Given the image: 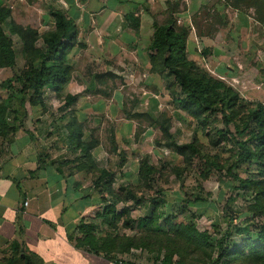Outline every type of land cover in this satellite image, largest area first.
Masks as SVG:
<instances>
[{
    "label": "rangeland",
    "instance_id": "obj_1",
    "mask_svg": "<svg viewBox=\"0 0 264 264\" xmlns=\"http://www.w3.org/2000/svg\"><path fill=\"white\" fill-rule=\"evenodd\" d=\"M163 3L165 15L160 16L157 24L169 20L176 27H188L185 23L177 24L176 19L189 17L188 61L231 88L245 106L264 107V0H188L186 3L165 0ZM66 5V1L0 0V7L10 11L9 18L0 22V26L15 55L13 67H0V105L7 108V126L16 128L15 134L0 135V151H5L15 136L28 133L38 155L42 145L47 144V157L59 161L72 173L82 169V154L69 146L68 140L79 134L82 145H95L91 155L96 169L113 175V187L123 186L137 198L142 197L140 205L126 203L135 230L131 228V233L139 234L138 222L156 205L160 226L170 216L175 225H193L198 232L207 233L214 244L226 233L232 236H226L225 242L239 248H243L247 239L256 241L255 222L248 214L249 197L238 198L232 207H226V200L237 183L221 169L204 168L197 160H185L174 147L195 139L203 154L218 156L222 165L233 145L229 135L221 140L217 132L226 133L228 129L233 134V126L225 128L220 115L211 114L207 126L199 128L176 103L182 94L174 76L167 71L127 60L123 64V54L112 59L101 56V59L91 53L88 37L74 27L76 42L66 57L70 71L62 90L54 93L47 88L34 97L28 91L19 92L22 83L18 77L28 64L11 23L37 33V54L32 57L37 65L45 49L43 37L54 25L49 12H68ZM142 163L154 168L150 188L139 180ZM96 169L90 171L92 182L98 177ZM234 172L246 178L254 175L255 166L249 169L241 166ZM122 233L124 236L129 231L123 229ZM181 244L180 248L187 252L175 257L181 264H211L216 258V251L207 248V244L202 243L194 252ZM161 255L164 257V253Z\"/></svg>",
    "mask_w": 264,
    "mask_h": 264
},
{
    "label": "trees",
    "instance_id": "obj_2",
    "mask_svg": "<svg viewBox=\"0 0 264 264\" xmlns=\"http://www.w3.org/2000/svg\"><path fill=\"white\" fill-rule=\"evenodd\" d=\"M9 15V10L0 7V22L9 18ZM49 15L54 25L53 29L43 37L45 49L40 53L37 65L32 58L37 54L35 50L37 33L11 23L13 33L21 42L24 60L28 64L18 77V81L22 83L19 92L24 94L28 91L31 97L42 94L47 88L54 93L60 92L68 80L70 71L66 57L76 42L73 22L59 10H50ZM179 26L181 27H176L170 22L163 26L154 25L152 41L148 47L150 66L155 65L160 72L167 71L174 76L182 94L181 98L176 99V103L198 123L199 128L203 129L207 126L208 116L219 114L224 127L233 126L234 133H228V129L225 130L226 133L217 132L221 140L226 138L225 135H229L228 138L233 145V151L222 165L219 164L218 156L203 154L195 139L185 145L174 144L176 153L187 161L197 160L204 168L221 169L225 176L237 183L226 200V207H232L238 198L249 197L251 204L248 207V214L252 215L255 222L256 241L247 239L243 248H239L234 243L225 242L224 238L231 234L226 233L214 244L207 233L198 232L193 225H175L170 216L166 217L163 220V226H160L161 217L157 213L158 208L153 205L148 216L138 222L139 234L133 237L123 236L126 239L123 248L126 250L141 248L150 253H164L162 264H181L179 261H174L180 254H187L180 248L181 243L192 252L204 243L208 245L207 248H213V251L217 253L211 264H264V107L260 104L252 107L245 106L244 101L231 88L209 77L203 71H199L193 63H190L186 53L188 36L186 28L188 27ZM14 63V51L0 26V67L11 68ZM6 116L7 108L0 105V135L2 137L16 132V128L7 126ZM68 145L74 146L82 154L84 161L82 165H85L82 169L86 167L88 171L96 169L91 156L95 145L88 147L82 145L79 134L71 136ZM241 166L247 169L255 166L254 175L240 177L234 170ZM96 172L98 177L93 181L94 188L107 196L101 195L104 206L95 218L107 224L113 232L116 231L117 224L120 222L124 229H130L132 221L130 209L126 203L140 205L142 197L137 198L133 192L123 186L114 189V177L108 171L96 169ZM154 173V168L147 163L140 165L138 176L143 186L150 188ZM119 203H123L124 206L118 211L116 206ZM113 232L111 236L115 237ZM0 264L39 263L16 243H12L2 252Z\"/></svg>",
    "mask_w": 264,
    "mask_h": 264
},
{
    "label": "crops",
    "instance_id": "obj_3",
    "mask_svg": "<svg viewBox=\"0 0 264 264\" xmlns=\"http://www.w3.org/2000/svg\"><path fill=\"white\" fill-rule=\"evenodd\" d=\"M50 1L67 2L65 14L88 37L91 53L110 59L123 54V64L149 67L143 54L150 53L153 27L169 22L157 24L165 15V0ZM29 137L15 136L0 151V256L16 243L39 264H162L161 254L123 248L122 222L112 237L113 230L95 218L104 206L101 195H107L94 188L90 171L67 172L47 157V144L38 155ZM119 206L121 210L123 203L117 210ZM130 229L125 236H135Z\"/></svg>",
    "mask_w": 264,
    "mask_h": 264
},
{
    "label": "built area",
    "instance_id": "obj_4",
    "mask_svg": "<svg viewBox=\"0 0 264 264\" xmlns=\"http://www.w3.org/2000/svg\"><path fill=\"white\" fill-rule=\"evenodd\" d=\"M181 1H182L183 3H184V2H185V3L188 2L187 0H181ZM188 19H189L188 15H186V16H181V17H178V18L176 19V23H177V24H183V23H185L188 27H190L191 25H190ZM24 205L26 206V205H27V202H25Z\"/></svg>",
    "mask_w": 264,
    "mask_h": 264
}]
</instances>
